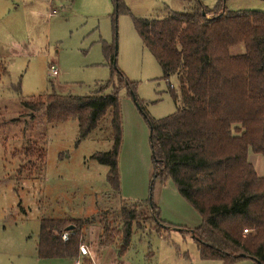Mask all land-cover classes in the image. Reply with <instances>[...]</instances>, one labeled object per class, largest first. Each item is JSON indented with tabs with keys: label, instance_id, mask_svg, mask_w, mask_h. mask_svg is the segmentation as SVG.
Here are the masks:
<instances>
[{
	"label": "rangeland",
	"instance_id": "obj_1",
	"mask_svg": "<svg viewBox=\"0 0 264 264\" xmlns=\"http://www.w3.org/2000/svg\"><path fill=\"white\" fill-rule=\"evenodd\" d=\"M198 1L213 9L221 0ZM222 1L226 12L264 13V0ZM118 3L116 12V0H0V264H73L69 259L37 258L41 218L80 221L84 237L80 245L86 247L88 235L97 233L118 244L123 227L120 194L115 195L106 182L108 168L92 158L110 150L107 129L79 140L76 122L48 125L43 114L23 110V101L50 94L91 95L95 85L117 83L116 68L135 85V96L125 88L118 91L119 184L125 193L141 189L148 195L153 162L144 115L152 120L171 115L175 107L168 85L176 90L178 82L175 76L163 79L141 44L134 20L185 13L192 3ZM106 49L115 51L112 63ZM50 66L57 68V77L49 75ZM103 125L108 126L107 120ZM249 156H254L250 163L257 176L264 178V157ZM169 182L180 202L177 205L167 191L164 194L168 220L163 222L170 230L157 234L145 207L128 203L137 214L129 245L120 258L116 246L105 250L99 264H223L200 258L192 235L184 231L198 227L201 218ZM161 189L154 190L155 202ZM84 260L88 258L79 257L77 262ZM233 264L254 263L242 259Z\"/></svg>",
	"mask_w": 264,
	"mask_h": 264
},
{
	"label": "trees",
	"instance_id": "obj_2",
	"mask_svg": "<svg viewBox=\"0 0 264 264\" xmlns=\"http://www.w3.org/2000/svg\"><path fill=\"white\" fill-rule=\"evenodd\" d=\"M188 2L192 6L185 13L134 20L141 44L163 79L177 78L176 90L168 85L175 111L158 120L144 115L153 162L147 198L120 200L121 238L116 244L101 234L99 243L114 245L124 254L137 218L128 203L145 207L157 234L170 230L160 218L154 190L171 181L201 218L198 227L184 233L192 235L202 260L264 264V178L247 159L249 153L264 157V13L226 12L222 0L213 9L198 0ZM118 6L116 0V12ZM105 54L112 63L115 51L106 49ZM113 70L117 83L95 85L91 95L50 94L23 101L21 107L43 114L48 125L76 122L79 140L107 129L110 150L92 158L108 168L106 182L119 195L118 91L125 88L135 96V85ZM70 226L72 231L66 232ZM83 238L80 221L41 218L37 258L73 261Z\"/></svg>",
	"mask_w": 264,
	"mask_h": 264
},
{
	"label": "crops",
	"instance_id": "obj_3",
	"mask_svg": "<svg viewBox=\"0 0 264 264\" xmlns=\"http://www.w3.org/2000/svg\"><path fill=\"white\" fill-rule=\"evenodd\" d=\"M251 157H254V156H249V154H248L247 159H248L249 162L251 161ZM165 185L168 188L162 187V189L159 192V194H160L159 199L156 200V202L158 204V207L160 209V216H161L160 218L163 221L165 219L168 220V218H166V214H167V209H166L167 208V204H166L165 199H164V194L166 193V191L168 192L169 195H171V197L174 200V202L177 205H180L179 204L180 202H178L176 196L173 194V191H172V189H173L172 187L173 186H170V182L169 181H167L165 183ZM165 189H167V190H165ZM119 194H120V198L122 200L142 201V200H145L147 198V191L145 193V191L142 192L141 189L140 190L139 189H135L133 193H125V191L121 188L120 184H119ZM100 236H101V234L100 233L99 234L97 233V235L96 234H93V235L90 234L87 237V239H88L87 241L89 243L88 250L90 252L91 259H92V261H93L94 264H99L100 263V260H101L100 254L105 253V250L110 249L113 246V245H110V246L101 245L99 243ZM91 248L92 249L95 248V250H94L95 253L92 251L94 253V255H93V253H91ZM112 255H114V254H112ZM117 256L120 258V255L119 254H117ZM79 257H81V258H88V257H85V256H80L78 254V257L75 260H73V264H75L77 262V260H78ZM43 261H46V260H43ZM84 261H85L84 264H91L90 258H88V260H84Z\"/></svg>",
	"mask_w": 264,
	"mask_h": 264
},
{
	"label": "built area",
	"instance_id": "obj_4",
	"mask_svg": "<svg viewBox=\"0 0 264 264\" xmlns=\"http://www.w3.org/2000/svg\"><path fill=\"white\" fill-rule=\"evenodd\" d=\"M49 75L51 77H54V78L57 77L58 76V70H57V68H55L54 66H50L49 67ZM66 240H67V234H63L62 235V241H66ZM78 250H79V255L80 256H85V257L90 258L91 264H94L93 261H92V259H91V255H90V252L88 250V247H86L84 245H80L79 248H78ZM75 264H79V263L76 262Z\"/></svg>",
	"mask_w": 264,
	"mask_h": 264
},
{
	"label": "water",
	"instance_id": "obj_5",
	"mask_svg": "<svg viewBox=\"0 0 264 264\" xmlns=\"http://www.w3.org/2000/svg\"><path fill=\"white\" fill-rule=\"evenodd\" d=\"M72 229H73V227L72 226H70V227H68V228H66V232H69V231H72Z\"/></svg>",
	"mask_w": 264,
	"mask_h": 264
}]
</instances>
